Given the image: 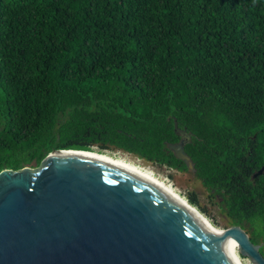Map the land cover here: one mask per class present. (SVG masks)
I'll return each instance as SVG.
<instances>
[{
	"label": "trees",
	"instance_id": "16d2710c",
	"mask_svg": "<svg viewBox=\"0 0 264 264\" xmlns=\"http://www.w3.org/2000/svg\"><path fill=\"white\" fill-rule=\"evenodd\" d=\"M179 131L264 255V0H0V171L107 148L187 171Z\"/></svg>",
	"mask_w": 264,
	"mask_h": 264
},
{
	"label": "water",
	"instance_id": "95a60500",
	"mask_svg": "<svg viewBox=\"0 0 264 264\" xmlns=\"http://www.w3.org/2000/svg\"><path fill=\"white\" fill-rule=\"evenodd\" d=\"M179 134L168 147L194 172ZM86 152L53 149L36 167L0 171V264H237L230 240L264 264L241 226L217 230L159 182Z\"/></svg>",
	"mask_w": 264,
	"mask_h": 264
},
{
	"label": "rangeland",
	"instance_id": "374dc122",
	"mask_svg": "<svg viewBox=\"0 0 264 264\" xmlns=\"http://www.w3.org/2000/svg\"><path fill=\"white\" fill-rule=\"evenodd\" d=\"M93 148H95L94 150H97L98 146H93ZM103 152L113 157L116 156L127 161L129 160L143 167L144 169L153 172L152 174L156 178L164 181L167 184L169 183V185H171L173 189H176L175 191H177L179 195L185 197V200H187V193H193L198 200L199 206L205 208L207 212H209V216H207L205 213H203V215L208 221L213 224L215 228L222 230L226 228L227 225L230 226L225 214L219 210L218 205H216V203H214L210 198L208 191L203 187L200 180L197 179L194 173H192L191 171H180L177 169L169 168L165 165L158 166L143 158H139L135 154L124 152L114 148L103 149ZM193 207L201 212L198 207ZM243 262L245 264H251L246 258H243Z\"/></svg>",
	"mask_w": 264,
	"mask_h": 264
},
{
	"label": "bare ground",
	"instance_id": "6f19581e",
	"mask_svg": "<svg viewBox=\"0 0 264 264\" xmlns=\"http://www.w3.org/2000/svg\"><path fill=\"white\" fill-rule=\"evenodd\" d=\"M86 153H88V154H93V155H97V156H102V157H107V158H112V159L118 160V161H120V162H122V163H124V164H126V165H128V166H130V167H132V168H134V169H136V170L142 172L143 174L147 175L148 177L152 178L153 180L159 182V183L162 184L164 187H166L170 192H172L175 196H177L181 201H183V202H184L187 206H189L192 210H194V211H198L195 207H193V205L189 204V202H187V201L185 200V197H184V196L182 197L181 195H179V194L177 193V191H175L176 189H173V187H172L171 185H169V183L167 184V183H165L164 181H162V180L156 178V177L152 174L153 172H150V171L144 169L143 167H141V166H139V165H137V164H135V163H133V162H131V161H129V160L127 161V160H125V159H123V158H119V157H116V156L113 157V156L108 155V154H106V153H100V152H96V151H88V152H86ZM145 168H146V167H145ZM206 222H208V220H206ZM208 223H209V222H208ZM213 227H214V226H213ZM215 229H217V228H215ZM217 230H219V229H217ZM236 246H237V245H236V242H235L234 240H230V241H229V243H228V248H229V250H230V252H231V254H232L234 260L236 261V263H237V264H245V263L243 262L242 258L237 254V247H236Z\"/></svg>",
	"mask_w": 264,
	"mask_h": 264
},
{
	"label": "clouds",
	"instance_id": "9594fccd",
	"mask_svg": "<svg viewBox=\"0 0 264 264\" xmlns=\"http://www.w3.org/2000/svg\"><path fill=\"white\" fill-rule=\"evenodd\" d=\"M242 260H243V258H242Z\"/></svg>",
	"mask_w": 264,
	"mask_h": 264
}]
</instances>
